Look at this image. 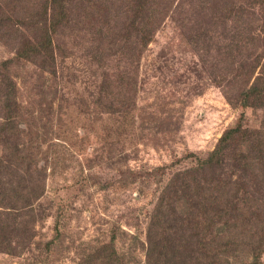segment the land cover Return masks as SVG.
I'll list each match as a JSON object with an SVG mask.
<instances>
[{"label":"rangeland","instance_id":"rangeland-1","mask_svg":"<svg viewBox=\"0 0 264 264\" xmlns=\"http://www.w3.org/2000/svg\"><path fill=\"white\" fill-rule=\"evenodd\" d=\"M97 1L0 0V264H264L263 0H168L127 54L124 0L88 48Z\"/></svg>","mask_w":264,"mask_h":264},{"label":"trees","instance_id":"trees-1","mask_svg":"<svg viewBox=\"0 0 264 264\" xmlns=\"http://www.w3.org/2000/svg\"><path fill=\"white\" fill-rule=\"evenodd\" d=\"M49 2H50V4H49L50 6L53 5L56 7L58 5L59 8L64 7L63 6V4H64L63 0H49ZM130 2L132 3L131 5H130ZM262 2L264 5V0ZM17 3H19V2H17ZM122 3H125L126 5L123 9H121L120 13L123 15L124 13L129 11L128 14H125V18H124L125 22L123 23L124 26L121 25L123 31L118 36V38L111 36L109 41L110 42H113V41L118 42L119 41V43L116 44V47H114V49L112 48L113 49L112 51L114 53L115 52H121V53L123 52V53L127 54L129 49L135 50L137 47H144L147 45V43L152 38V35H153L152 30L159 25V16L162 14V17H163V16L169 14L168 10L170 9L171 3H170V1L167 0V1L163 2V3H166L164 6L163 5L158 6L160 4V2H158L157 0H124V2L120 3V6ZM93 4L96 8L95 13L90 12L89 10H85V11H88L87 13L90 16H92L93 18H95V21L91 24V27H93V28L97 27V28H95V29L92 28L91 32L94 36L98 35V39H97V41H95L94 37L91 36L90 41H88V40H86V41H88L87 43H89L88 48L91 49L92 52H94L96 54L100 49L99 42H101L103 40V38L105 37V31L101 29L102 24L100 22L105 20V21H107V24H109V20L111 18V16H109L110 10L111 9L115 10L116 8L118 9L120 6L117 7V5H115V7H114L113 5L112 6L106 5L107 2L105 0H103V1L98 0L96 5H95V3H93ZM167 7H169V8H167ZM181 7H183V4L179 5L178 9H180ZM63 10H64V8H63ZM46 11H47V9H46ZM263 12H264V10H263ZM63 13H64V11L61 14H63ZM252 13H254V12H252ZM52 15H53V13H52ZM64 17H65V14H64ZM66 18H68V17H66ZM58 20H59L58 23L61 24V18H59ZM86 21L91 22L92 20L88 19ZM52 23H53L52 26H54L55 25L54 21ZM177 26H179L180 28H182L184 26V17L181 20V22H179L177 24ZM110 28L111 27H109L108 29H110ZM199 33L200 34H197V37L201 36V34H202V32H199ZM130 36H131V40H132L131 42H129ZM211 36H212V34H211ZM106 38H107V36H106ZM46 39H47L48 47L52 46V44H53L52 37H50V35H48ZM205 41L206 42L208 41L207 38H205ZM59 50H61L60 46H59ZM50 55H51V58H53V54H50ZM263 70H264V68H263ZM117 76H120L121 78H123L124 72L121 74H118ZM99 88H100L99 89L100 93L107 91L106 88H101V87H99ZM240 96L243 97L241 99V102H240L243 106H246V105H251L252 107L262 106L264 104V82L261 85H253L249 88H243L240 91ZM6 100H7L6 107L10 108L12 103L10 102L9 97H7ZM256 101L259 104H256L257 103ZM246 132H247L246 130L241 129L240 124H238L234 127L227 128L222 133V135L219 137V139L216 143L215 149L211 153H209L207 158L204 160L205 166H208L210 164L214 165V164L218 163V161H220V159H221V156L223 155L224 148L228 149L229 144L233 143V141H238L239 139L240 140L244 139ZM255 155H257V157H256L257 163L256 164H259L260 166H264V155L263 154H255ZM233 156L235 159H242V166H243L244 170H249L251 168V166H252L251 160L253 158V155L247 156V154H244L242 152H238V153H234ZM247 158H249L248 162L245 161V159H247ZM257 167H258V165H257ZM260 171H261L260 172L261 177H257L258 178L257 181H254V183L257 184L258 186H260V182H264V169H261ZM215 179L218 182H220L219 177L215 178ZM203 180L206 182L205 179H203ZM206 200L209 201V197ZM212 200H216V196H212ZM221 212H222V214H221ZM216 214L218 217L220 215L223 216L222 219H224V217L229 215L227 213V210H222L221 208H217V201H216ZM219 220L221 221V219H219ZM208 223L210 224V221ZM221 225L222 226H233V223H231L229 221V218L227 219V217H226L225 220L223 222H221Z\"/></svg>","mask_w":264,"mask_h":264}]
</instances>
